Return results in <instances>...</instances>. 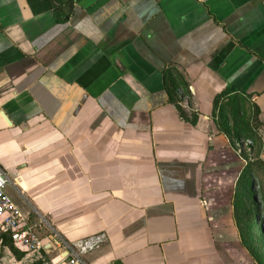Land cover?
<instances>
[{
	"label": "crops",
	"instance_id": "1",
	"mask_svg": "<svg viewBox=\"0 0 264 264\" xmlns=\"http://www.w3.org/2000/svg\"><path fill=\"white\" fill-rule=\"evenodd\" d=\"M247 167L264 217V0H0V170L43 245L0 264H264Z\"/></svg>",
	"mask_w": 264,
	"mask_h": 264
},
{
	"label": "built area",
	"instance_id": "2",
	"mask_svg": "<svg viewBox=\"0 0 264 264\" xmlns=\"http://www.w3.org/2000/svg\"><path fill=\"white\" fill-rule=\"evenodd\" d=\"M57 1V0H55ZM9 181L0 170V231L10 235L12 244L24 257L30 261L42 260L43 245L33 226L16 207L11 197L6 192ZM101 243V238L91 239L76 245L80 254H83ZM71 264H79L74 260Z\"/></svg>",
	"mask_w": 264,
	"mask_h": 264
},
{
	"label": "rangeland",
	"instance_id": "3",
	"mask_svg": "<svg viewBox=\"0 0 264 264\" xmlns=\"http://www.w3.org/2000/svg\"><path fill=\"white\" fill-rule=\"evenodd\" d=\"M256 160H257V158H256ZM260 180H261L260 178H258L256 180L257 184L252 190L251 201L250 202L247 201V207L249 209L247 216H250V219H251L250 222L253 223V227H254V230H252V238L253 237L255 238L256 235H259V234H261V232H263V231H260V226H259V224H260L259 221H261V220L264 221V217L262 214V200H261V196H260L263 192H262V189L259 190L260 185H261ZM262 235H263V233H262ZM263 237H264V235H263ZM263 237H262V239L264 241Z\"/></svg>",
	"mask_w": 264,
	"mask_h": 264
},
{
	"label": "trees",
	"instance_id": "4",
	"mask_svg": "<svg viewBox=\"0 0 264 264\" xmlns=\"http://www.w3.org/2000/svg\"><path fill=\"white\" fill-rule=\"evenodd\" d=\"M250 166V165H249ZM251 166H253V164H251ZM250 168H246V169H244V171H243V173H242V175H246V174H248V172L249 173H251V176H250V178L248 179V182H247V184H246V187L248 186L249 187V191L251 192V194H252V190H253V188L256 186V184H257V182H256V174H253L250 170H249ZM259 190H261L260 188H259ZM254 192V191H253ZM262 195V194H261ZM249 215V214H248ZM248 219H249V222L251 221V219H250V216H248ZM260 222V224H259V226H260V231H263V221L261 220V221H259ZM262 222V223H261ZM250 224H251V231H250V234L252 235V230H254V227H253V223L252 222H250ZM261 234H262V232H261ZM0 247H8L14 254H15V256L17 257V258H20L21 257V255H20V253L17 251V249H16V247L12 244V242H11V238H10V235L9 234H7V233H5V232H2V231H0Z\"/></svg>",
	"mask_w": 264,
	"mask_h": 264
},
{
	"label": "water",
	"instance_id": "5",
	"mask_svg": "<svg viewBox=\"0 0 264 264\" xmlns=\"http://www.w3.org/2000/svg\"><path fill=\"white\" fill-rule=\"evenodd\" d=\"M113 264H120V263L116 262V263H113Z\"/></svg>",
	"mask_w": 264,
	"mask_h": 264
}]
</instances>
